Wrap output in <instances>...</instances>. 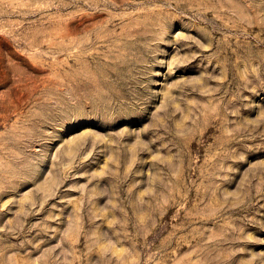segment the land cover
<instances>
[{
    "label": "rangeland",
    "instance_id": "1",
    "mask_svg": "<svg viewBox=\"0 0 264 264\" xmlns=\"http://www.w3.org/2000/svg\"><path fill=\"white\" fill-rule=\"evenodd\" d=\"M0 264H264V0H0Z\"/></svg>",
    "mask_w": 264,
    "mask_h": 264
}]
</instances>
